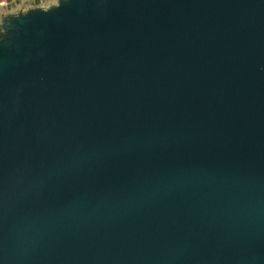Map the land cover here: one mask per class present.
<instances>
[{
	"label": "water",
	"instance_id": "water-1",
	"mask_svg": "<svg viewBox=\"0 0 264 264\" xmlns=\"http://www.w3.org/2000/svg\"><path fill=\"white\" fill-rule=\"evenodd\" d=\"M0 264H264V0L0 2Z\"/></svg>",
	"mask_w": 264,
	"mask_h": 264
},
{
	"label": "built area",
	"instance_id": "built-area-1",
	"mask_svg": "<svg viewBox=\"0 0 264 264\" xmlns=\"http://www.w3.org/2000/svg\"><path fill=\"white\" fill-rule=\"evenodd\" d=\"M0 2H3V1H0Z\"/></svg>",
	"mask_w": 264,
	"mask_h": 264
},
{
	"label": "rangeland",
	"instance_id": "rangeland-1",
	"mask_svg": "<svg viewBox=\"0 0 264 264\" xmlns=\"http://www.w3.org/2000/svg\"><path fill=\"white\" fill-rule=\"evenodd\" d=\"M0 1H3V0H0Z\"/></svg>",
	"mask_w": 264,
	"mask_h": 264
}]
</instances>
